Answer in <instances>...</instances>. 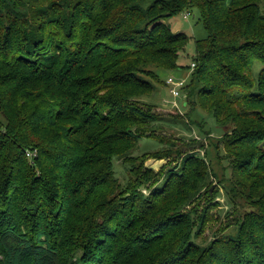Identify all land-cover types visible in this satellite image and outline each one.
Returning a JSON list of instances; mask_svg holds the SVG:
<instances>
[{"label": "trees", "instance_id": "trees-1", "mask_svg": "<svg viewBox=\"0 0 264 264\" xmlns=\"http://www.w3.org/2000/svg\"><path fill=\"white\" fill-rule=\"evenodd\" d=\"M192 8L207 36L182 94L209 108L256 206L206 245L190 212L170 241L167 194L138 190L150 173L113 196V158L158 118L137 102L154 89L141 66L178 68L188 36L165 20ZM263 187L264 0H0V264H264Z\"/></svg>", "mask_w": 264, "mask_h": 264}, {"label": "rangeland", "instance_id": "rangeland-1", "mask_svg": "<svg viewBox=\"0 0 264 264\" xmlns=\"http://www.w3.org/2000/svg\"><path fill=\"white\" fill-rule=\"evenodd\" d=\"M186 12L190 13L188 17H185ZM165 23L175 32H185L188 38L179 50L178 68L141 66L140 76L151 81L154 89L139 96L137 102L148 106L158 118L153 124H142L145 125L143 129L147 128L143 132L144 137L113 158L118 184L113 196L119 199L126 194L131 195L144 178V173H150L147 186L138 190L146 195L155 189L160 192L158 196L167 194L166 199L157 205V212H163L157 221L160 217L169 220L166 228L172 232L170 241L177 240L176 233H184L185 215L190 212L194 214L196 223L203 219L195 241L206 245L217 233L233 232L241 221L252 218L248 215L255 213L256 206L247 194L252 184L237 172L233 154L225 146L226 134H222L209 108L198 98L196 102L189 99L190 88L175 97L165 82L169 75L190 79L191 64L196 57V40L207 36L200 11L192 8L178 12L168 17ZM261 67L256 62L254 73ZM154 71L158 76L155 79L151 78ZM227 129L226 133L231 135V128ZM182 167L183 173L180 174ZM168 177V183L164 182ZM238 180L244 181V188L233 185ZM176 212L183 216L171 221L170 217ZM165 246L158 243L154 253L165 249ZM72 258L79 260V252L75 251Z\"/></svg>", "mask_w": 264, "mask_h": 264}, {"label": "built area", "instance_id": "built-area-1", "mask_svg": "<svg viewBox=\"0 0 264 264\" xmlns=\"http://www.w3.org/2000/svg\"><path fill=\"white\" fill-rule=\"evenodd\" d=\"M189 14H190L189 12H186L185 17H188ZM194 67H195V63L193 62L191 64V70H193ZM165 82L166 85L169 86L172 95H174L175 97H179L182 95V89L187 83V78L186 77L178 78V77H174L173 75H169Z\"/></svg>", "mask_w": 264, "mask_h": 264}]
</instances>
